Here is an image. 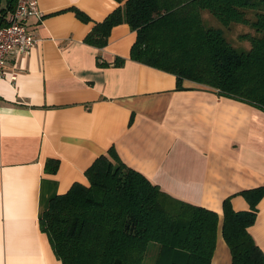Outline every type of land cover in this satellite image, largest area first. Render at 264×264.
Returning a JSON list of instances; mask_svg holds the SVG:
<instances>
[{
	"label": "crops",
	"instance_id": "0c3cea01",
	"mask_svg": "<svg viewBox=\"0 0 264 264\" xmlns=\"http://www.w3.org/2000/svg\"><path fill=\"white\" fill-rule=\"evenodd\" d=\"M37 1L43 16L28 22L37 44L0 81V264H63L40 217L75 182L88 184L85 171L111 148L167 194L216 211L212 264H232L223 202L249 210L243 191L264 186V110L192 80L178 88L176 75L132 59L127 23L106 46L87 43L117 0ZM250 232L264 251V195Z\"/></svg>",
	"mask_w": 264,
	"mask_h": 264
},
{
	"label": "trees",
	"instance_id": "16d2710c",
	"mask_svg": "<svg viewBox=\"0 0 264 264\" xmlns=\"http://www.w3.org/2000/svg\"><path fill=\"white\" fill-rule=\"evenodd\" d=\"M3 1L2 20L15 6V0ZM117 1L120 5L88 33L87 43L104 47L113 27L127 23L136 32L132 59L176 75L178 88L192 80L264 110V0ZM211 16L226 28L252 26L254 33L242 34L250 48L239 50L223 28L207 26ZM58 164L49 160L47 171L56 172ZM85 174L88 184L75 182L52 198L40 217L63 264H144L145 259L146 264H212L220 230L216 211L167 194L113 148ZM243 194L251 205L246 211H236L231 198L224 200L222 234L232 264H264V251L250 232L264 186Z\"/></svg>",
	"mask_w": 264,
	"mask_h": 264
},
{
	"label": "built area",
	"instance_id": "2783aa9c",
	"mask_svg": "<svg viewBox=\"0 0 264 264\" xmlns=\"http://www.w3.org/2000/svg\"><path fill=\"white\" fill-rule=\"evenodd\" d=\"M43 16L37 0H15L14 8L4 20L0 18V81L5 78L6 66L15 56H27L37 44L29 29L32 17Z\"/></svg>",
	"mask_w": 264,
	"mask_h": 264
},
{
	"label": "rangeland",
	"instance_id": "374dc122",
	"mask_svg": "<svg viewBox=\"0 0 264 264\" xmlns=\"http://www.w3.org/2000/svg\"><path fill=\"white\" fill-rule=\"evenodd\" d=\"M209 17V14H207V19ZM213 18V24L211 23H207V26H215L218 28H223L225 30V35L228 38V40L239 50H248L251 46L249 40L244 39L242 37V34L244 33H254L255 30L253 29L252 26L250 25H246V24H242V23H238V24H233L230 28H226L223 24H221V22L217 19L214 18L213 16H211ZM149 259H145L144 264H146L148 262Z\"/></svg>",
	"mask_w": 264,
	"mask_h": 264
}]
</instances>
